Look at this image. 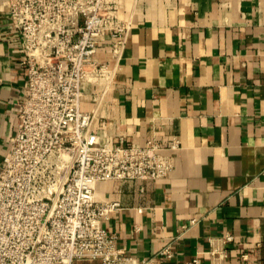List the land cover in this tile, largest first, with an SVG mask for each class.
I'll return each mask as SVG.
<instances>
[{"label":"crops","instance_id":"obj_1","mask_svg":"<svg viewBox=\"0 0 264 264\" xmlns=\"http://www.w3.org/2000/svg\"><path fill=\"white\" fill-rule=\"evenodd\" d=\"M119 1L131 20L123 53L116 62L110 40L100 45L113 78L86 84L81 107L96 110L103 142L155 138L175 165L157 180L99 181L96 195L119 203L105 229L153 264H264V0ZM23 55L0 0V169L27 87Z\"/></svg>","mask_w":264,"mask_h":264},{"label":"built area","instance_id":"obj_2","mask_svg":"<svg viewBox=\"0 0 264 264\" xmlns=\"http://www.w3.org/2000/svg\"><path fill=\"white\" fill-rule=\"evenodd\" d=\"M21 40L27 87L17 128L0 169V264H153L131 255L104 227L117 201L99 198L102 180H157L174 157L155 139L144 145L103 142L96 110H83L86 84L109 83L113 68L97 55L120 59L131 20L119 0H7ZM99 94H92L96 102ZM180 146L178 137L169 142ZM232 239L228 234L225 241ZM160 255L171 256L170 247ZM213 253V251H212ZM246 259V255L242 256ZM185 264H202L195 256Z\"/></svg>","mask_w":264,"mask_h":264}]
</instances>
